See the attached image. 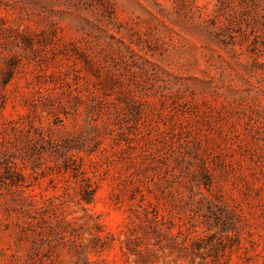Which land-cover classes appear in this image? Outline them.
Listing matches in <instances>:
<instances>
[{
  "label": "rangeland",
  "instance_id": "rangeland-1",
  "mask_svg": "<svg viewBox=\"0 0 264 264\" xmlns=\"http://www.w3.org/2000/svg\"><path fill=\"white\" fill-rule=\"evenodd\" d=\"M0 264H264V0H0Z\"/></svg>",
  "mask_w": 264,
  "mask_h": 264
},
{
  "label": "trees",
  "instance_id": "trees-1",
  "mask_svg": "<svg viewBox=\"0 0 264 264\" xmlns=\"http://www.w3.org/2000/svg\"><path fill=\"white\" fill-rule=\"evenodd\" d=\"M91 201H88L87 204H89Z\"/></svg>",
  "mask_w": 264,
  "mask_h": 264
}]
</instances>
